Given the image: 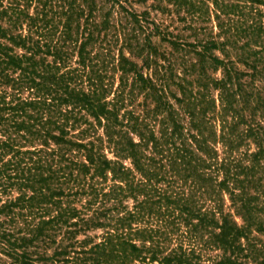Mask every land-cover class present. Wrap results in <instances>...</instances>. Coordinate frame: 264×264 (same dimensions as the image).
Here are the masks:
<instances>
[{
  "label": "trees",
  "instance_id": "16d2710c",
  "mask_svg": "<svg viewBox=\"0 0 264 264\" xmlns=\"http://www.w3.org/2000/svg\"><path fill=\"white\" fill-rule=\"evenodd\" d=\"M106 1L140 64L96 0H0V264H264V0H154L193 41Z\"/></svg>",
  "mask_w": 264,
  "mask_h": 264
},
{
  "label": "rangeland",
  "instance_id": "374dc122",
  "mask_svg": "<svg viewBox=\"0 0 264 264\" xmlns=\"http://www.w3.org/2000/svg\"><path fill=\"white\" fill-rule=\"evenodd\" d=\"M97 1V5H98V10L96 11V21H103L104 19V14L106 11H109V28L108 31L101 30L100 34L98 35V39L97 41L91 46H89V48H92L91 50V55L94 56L96 55V53H100L102 51H104L103 53H106V48L110 49V54L107 55H101V57L107 56L108 60H113L114 63H116V59H117V54L119 49L122 48V51L124 53L125 56H127L128 58L131 59V21L129 20V17L126 15V13L124 11H122L121 9H119V7L117 6V4L112 5L111 2H107L106 0H96ZM123 6L128 9L129 11H131V9H133L134 11H136L137 13H140L141 11L147 10L149 12V17L148 20H154L156 23H158L160 25V27L164 30L165 27H168L169 30L173 31L174 34L179 33L180 35H185L186 38L189 41H193V36L190 35V30L188 29H183L184 27V22L181 20V18L183 17H187V19H189V15H187L185 12H183V10H176L175 5L173 4V1L168 2V1H163V3H161V5H166L167 6V10L163 11V10H158L155 9L151 6L152 3H156L154 0H121ZM213 24V23H212ZM152 26L149 25V29H146L145 32H149L150 35V40L152 42L153 45H155V47H157V49L160 51V53H168L169 51H171V46L161 40V36L153 33V31H151ZM216 30V29H215ZM151 31V32H150ZM97 36V34H96ZM141 38L142 35H141ZM125 41L128 42V44H125ZM105 47V48H101ZM216 54H218L219 56H222V54L219 51L215 52ZM113 57V58H111ZM76 58V56H74V59ZM134 60H136L139 64L142 62L141 58L138 57H132ZM158 62L159 63H164V60L161 57H158ZM114 65V64H113ZM108 72H107V80L108 82L111 83V92L109 94H107V98H111L112 92L113 90L116 88V86L119 83V75L120 72L119 71H114V66H112V64H109L108 66ZM91 70V68L87 67V71ZM146 71V70H145ZM131 79L129 78L128 80V86L126 87V89H129V83H130ZM88 86H86V83L84 84V88L87 89ZM131 107V104L127 106V108L129 109ZM122 111V110H121ZM81 113H84V111H82ZM85 125L82 123L80 126H76L74 127V129H71V132L77 133L80 129H82ZM97 134H102V128L98 127L97 128ZM83 140H86L88 138H86L85 136L81 137ZM103 152L109 157V158H113V153H112V149L109 148L108 146H105L103 148ZM82 156L78 155V158L80 159ZM126 165H129V160L125 161ZM110 176V175H109ZM82 199V203L83 200H85V196L81 197ZM63 200L65 201V197L63 198ZM81 202H78V206H80ZM81 203V204H82ZM128 205H131V200H128ZM55 213V212H53ZM105 228L103 227H97L94 228L93 230L89 231L88 233H90V235L93 236V239L95 241H98L99 239H101V236L103 234ZM62 231L58 232L56 235V240L59 241L61 236H62ZM78 239H83L84 238V234L83 233H79L77 235ZM56 247L55 244H51V246H49V248L47 249V253L48 254H52L54 248ZM211 253V252H209ZM208 253V254H209ZM207 254V255H208ZM212 254V253H211ZM38 264H61V262L59 263H55V262H51V261H46V262H38Z\"/></svg>",
  "mask_w": 264,
  "mask_h": 264
}]
</instances>
